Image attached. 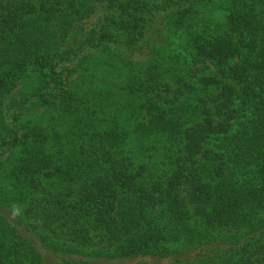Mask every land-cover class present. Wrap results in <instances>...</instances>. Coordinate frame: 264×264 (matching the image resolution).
I'll use <instances>...</instances> for the list:
<instances>
[{
	"label": "trees",
	"instance_id": "1",
	"mask_svg": "<svg viewBox=\"0 0 264 264\" xmlns=\"http://www.w3.org/2000/svg\"><path fill=\"white\" fill-rule=\"evenodd\" d=\"M48 255L264 264V0H0V264Z\"/></svg>",
	"mask_w": 264,
	"mask_h": 264
},
{
	"label": "rangeland",
	"instance_id": "2",
	"mask_svg": "<svg viewBox=\"0 0 264 264\" xmlns=\"http://www.w3.org/2000/svg\"><path fill=\"white\" fill-rule=\"evenodd\" d=\"M217 6V5H216ZM47 264H52L54 261H55V255L52 256V255H48L47 256Z\"/></svg>",
	"mask_w": 264,
	"mask_h": 264
}]
</instances>
